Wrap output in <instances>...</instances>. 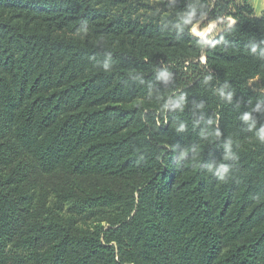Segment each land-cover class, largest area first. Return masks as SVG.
Listing matches in <instances>:
<instances>
[{
	"label": "trees",
	"instance_id": "1",
	"mask_svg": "<svg viewBox=\"0 0 264 264\" xmlns=\"http://www.w3.org/2000/svg\"><path fill=\"white\" fill-rule=\"evenodd\" d=\"M262 130L250 0H0V264H264Z\"/></svg>",
	"mask_w": 264,
	"mask_h": 264
},
{
	"label": "clouds",
	"instance_id": "2",
	"mask_svg": "<svg viewBox=\"0 0 264 264\" xmlns=\"http://www.w3.org/2000/svg\"><path fill=\"white\" fill-rule=\"evenodd\" d=\"M206 15H207V13H203L202 14V16H206ZM195 16H196V10L195 9H192L189 12H187V13L184 14V17L185 18L183 19V24L184 25H192L191 31H192L193 34H196V35H205L208 31H211L213 28H215V22H212L208 26L207 29H205V30L202 31L200 29L199 24H193V18ZM228 19L231 21V23H235L236 22L235 19L232 18V17H228ZM206 43H210V41H206ZM253 51H255V49ZM109 60H110V57H109ZM103 69L106 72L110 70V63L108 61H105L104 62ZM159 78L166 81L169 78V73H167V72H161L159 74ZM220 94H221V96H224L225 95L223 91H221ZM226 98L228 100H231V95L229 94ZM244 119L245 120H248L249 119V116H245ZM261 140L264 141V130H262ZM228 171L229 170L227 168H224L222 172H216L215 174L217 176H219V178L222 181H225L226 182Z\"/></svg>",
	"mask_w": 264,
	"mask_h": 264
},
{
	"label": "rangeland",
	"instance_id": "3",
	"mask_svg": "<svg viewBox=\"0 0 264 264\" xmlns=\"http://www.w3.org/2000/svg\"><path fill=\"white\" fill-rule=\"evenodd\" d=\"M230 22H231V21H230ZM210 24H211V23H210ZM210 24H209V25H210ZM231 24H234V23H231ZM209 25H206V26H201V25H199V26H200V29L203 31V30L207 29ZM219 31H220V29L218 28V23L215 22V28H213L210 32L208 31L205 35H196V34H194V35H195V36H198V37H200V38H202V39H206V38H208V37H212V36L214 35L215 32H219ZM201 61H202V62H205V57H202V58H201ZM250 86H251L252 89L255 90V91H261V90H262V84H261L260 79H258V78L252 80V81L250 82Z\"/></svg>",
	"mask_w": 264,
	"mask_h": 264
},
{
	"label": "crops",
	"instance_id": "4",
	"mask_svg": "<svg viewBox=\"0 0 264 264\" xmlns=\"http://www.w3.org/2000/svg\"><path fill=\"white\" fill-rule=\"evenodd\" d=\"M250 3L257 17H261L264 13V0H250Z\"/></svg>",
	"mask_w": 264,
	"mask_h": 264
},
{
	"label": "bare ground",
	"instance_id": "5",
	"mask_svg": "<svg viewBox=\"0 0 264 264\" xmlns=\"http://www.w3.org/2000/svg\"><path fill=\"white\" fill-rule=\"evenodd\" d=\"M210 32V31H209Z\"/></svg>",
	"mask_w": 264,
	"mask_h": 264
}]
</instances>
